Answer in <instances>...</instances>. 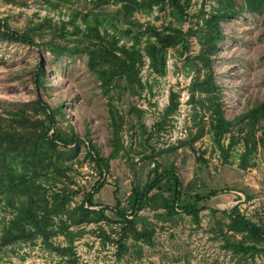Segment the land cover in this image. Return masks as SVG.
<instances>
[{"label": "rangeland", "instance_id": "374dc122", "mask_svg": "<svg viewBox=\"0 0 264 264\" xmlns=\"http://www.w3.org/2000/svg\"><path fill=\"white\" fill-rule=\"evenodd\" d=\"M113 1L0 0V20H5L11 30L27 32L35 40L33 45L13 42L4 36L5 30L0 29V122L19 129L16 119L22 117L26 129L40 131L41 121H46L50 111L62 104L55 128L64 135L74 133L80 140L77 151L71 156L51 158L61 165L66 177L55 174V168L46 162L45 170L28 163V176L35 171L47 187L65 189L73 196L72 206L81 203L93 187L104 181L96 200L106 207H115L117 201L125 206L133 185L144 186L151 180L157 163L162 168L174 164L189 192L206 196L216 190L217 194L203 203L206 208L200 214L199 226L188 216L176 222H160L151 208L141 211L156 228L154 245L140 244L141 257L131 249L129 254L119 258L117 245L100 236L96 224L71 228L76 232L84 230L75 240L76 264H264V255L240 260L222 247L224 240L220 232L227 231L229 222L224 211L237 206L248 218L264 225V145L257 143L250 166L240 168L244 141L239 139L243 133L236 126L223 138L225 145L237 141L228 162L224 160L207 132L209 113L206 112L203 121L205 109L196 101L199 95L193 90L194 79L202 78L204 70L198 60L189 64L185 60L188 55L198 54L197 38H189L190 50L183 57L180 46L169 50L164 76L154 77L144 67L140 76L145 84L151 83L152 91L147 87L139 94L136 84L131 89L113 90L106 95L98 74L89 68L88 53L76 50L82 33L70 24L74 13L94 12L109 14L108 18L113 17L123 29H139L144 25L141 28L144 30L150 23L159 28L172 24L188 31L201 22L202 12L208 15L221 5L218 0H181L185 5L186 1L190 2L185 17L167 4L165 10L155 7L149 14L135 13L130 22H126L121 5ZM233 3L234 12L221 23L223 37L212 56L222 109L231 120L264 100V10H248L245 0H233ZM81 22V19L76 20L81 31H85L87 28ZM58 28L60 33L54 38L51 31ZM99 29L104 34L103 26ZM108 29L112 33L110 26ZM55 41L69 45L71 53L54 54L49 43ZM122 43L132 44L126 37L120 45ZM39 65L44 70L41 85L35 81ZM171 92L178 95L179 108L163 125H158ZM192 94L195 101L190 102ZM110 102L123 115L125 149L111 160L109 172L101 178L88 151L91 143L103 157L114 149ZM201 126L206 133L193 141ZM256 135L259 138L261 131ZM17 168L22 171L20 164ZM45 173L48 177L42 176ZM108 214L112 217L110 212ZM10 218L9 209L1 211L0 230ZM101 224L106 235L118 238L107 222ZM53 242L64 245V237L58 236ZM0 259L1 264H66L55 252L46 249L41 239L9 246L0 253Z\"/></svg>", "mask_w": 264, "mask_h": 264}, {"label": "trees", "instance_id": "16d2710c", "mask_svg": "<svg viewBox=\"0 0 264 264\" xmlns=\"http://www.w3.org/2000/svg\"><path fill=\"white\" fill-rule=\"evenodd\" d=\"M110 1L99 0L98 3ZM168 1L170 3L167 0H114L113 2L121 5L120 10L126 22H130L128 20L135 13L149 14L155 7L160 11L165 10L167 4H170L180 16L187 15L189 1H186V5L181 0ZM218 2L221 5L218 9L208 15L202 12L201 22L196 23V26H192L188 31H184L182 27H174L172 24L159 28L150 23L145 25L144 30L141 29L144 25L139 26V29L131 27L123 29L113 17L108 18L109 14L94 12L74 13L70 24L82 33L83 38L77 41L76 50L79 53H88L89 68L98 74L106 95L113 90L131 89L136 84L140 88L139 94L147 87L152 91L151 83L147 81L145 84L140 76L144 67H147L154 77L164 76L167 71L169 50L180 46L182 49L180 56L183 57L190 50L189 38L195 36L200 45L199 52L194 57L188 55L185 60L188 64L198 60L204 70L202 78L194 79L193 90L199 95L196 101L205 109L203 121L206 112L209 113L207 132L211 134L213 142L220 149L224 160L228 162L230 151L237 141L233 140L225 145L223 138L232 128L238 126L239 131L243 133L239 139L244 141L240 168L246 169L250 166V159L257 149V143L264 145V100L233 120L227 119L224 115L219 86L213 75L212 56L217 52L223 37L221 23L233 14L234 3L233 0H218ZM245 3L248 10H264V0H245ZM78 19H81V23L86 26L85 31H81L80 25L76 24ZM101 26L104 28V34L100 32ZM108 26L112 29V33L109 32ZM0 29L5 30L4 36L10 41L30 45L35 43L33 36L27 32L11 30L5 20H0ZM51 32L55 38L60 33V29H53ZM124 37L127 38V42H132L130 46L128 43L120 45ZM49 44L56 55L72 51V48L66 44L56 41ZM194 66L197 70L196 64ZM43 74L44 70L39 65L35 71V81L38 85L42 84ZM191 101H195L194 94L190 96ZM61 108L62 104L50 111L48 119L41 121L40 131L31 132L26 129L22 117L16 119L17 124H20L19 129L14 128L12 124L6 127L0 122V213L5 209L11 211V218L0 230V253L9 246L41 239L45 248L55 252L65 260L66 264H76L75 240L82 236L84 230L80 229L76 232L71 228L96 224V231L100 236L117 245L116 255L119 258L129 254L131 249L141 257L140 244L153 246L156 232L155 226L148 217L140 214L146 208L155 211V218L160 222H176V219L188 216L194 224L200 225L202 220L200 214L206 208L203 203L215 196L217 191L213 190L206 196L189 192L190 190L183 185L174 164L162 168L161 164L157 163L151 180L144 186L133 185L125 206L117 201L115 207H106L96 200V195L105 185L104 181L98 187H93L92 192H88L81 203L72 206L73 196L65 189L52 190L47 187L34 170V174L28 176V163L36 164L37 167L45 170L46 162L55 168V174L66 177L61 171V165L51 158L71 156L77 151L76 146L80 140L74 133L64 135L55 128L56 115L61 113ZM178 108V95L171 92L169 104L162 112V121L158 125H163ZM109 110L114 149L107 157H103L90 142L88 151L98 167L101 178L109 172L111 160L117 158L125 149L122 144L123 115L111 102ZM257 131H261L259 138L256 135ZM205 133V127L201 126L193 141ZM18 164L22 166V171L18 170ZM68 168H71V165ZM42 176L48 177L46 173ZM38 180L41 183H38ZM223 215L229 220L227 231L220 232L224 240L222 247L227 252H231L240 260L264 255V225L248 218L237 206L224 211ZM103 221L108 223L109 229L118 237L117 239L112 235H106L101 224ZM237 235H241V238L238 239ZM58 236L64 237V245L54 244L53 239Z\"/></svg>", "mask_w": 264, "mask_h": 264}]
</instances>
